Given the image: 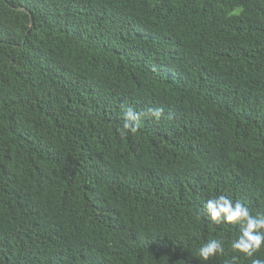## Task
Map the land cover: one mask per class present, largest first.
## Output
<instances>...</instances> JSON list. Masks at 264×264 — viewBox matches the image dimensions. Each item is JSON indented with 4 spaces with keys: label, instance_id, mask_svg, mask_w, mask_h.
Here are the masks:
<instances>
[{
    "label": "trees",
    "instance_id": "obj_1",
    "mask_svg": "<svg viewBox=\"0 0 264 264\" xmlns=\"http://www.w3.org/2000/svg\"><path fill=\"white\" fill-rule=\"evenodd\" d=\"M220 195L264 213V0H0V264L264 260Z\"/></svg>",
    "mask_w": 264,
    "mask_h": 264
},
{
    "label": "clouds",
    "instance_id": "obj_2",
    "mask_svg": "<svg viewBox=\"0 0 264 264\" xmlns=\"http://www.w3.org/2000/svg\"><path fill=\"white\" fill-rule=\"evenodd\" d=\"M123 124L119 127L122 137L135 134L139 131L145 115L159 122L164 114V109L149 108L145 113L137 112L132 106H122ZM205 211L214 224L220 225L227 222L230 225H240L241 234L232 241L233 252L241 253L248 258H253L264 248V213L253 215L249 207L243 202L233 200L225 195L211 198L205 205ZM199 256L203 261H209L218 254H224V242L221 239H211L199 249ZM238 257L232 258V264ZM251 264H264V260L252 259Z\"/></svg>",
    "mask_w": 264,
    "mask_h": 264
}]
</instances>
